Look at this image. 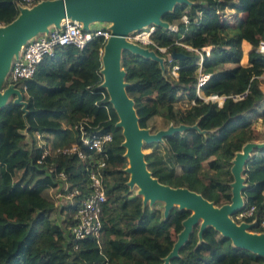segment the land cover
I'll list each match as a JSON object with an SVG mask.
<instances>
[{"label":"trees","instance_id":"1","mask_svg":"<svg viewBox=\"0 0 264 264\" xmlns=\"http://www.w3.org/2000/svg\"><path fill=\"white\" fill-rule=\"evenodd\" d=\"M224 9L241 16L233 22L220 18L217 11ZM183 13L187 22H177L175 31L156 26L149 35L156 46L184 54L175 61L176 76L164 72L156 60L128 49H121L119 66L139 127H146L154 115L186 126L161 138L163 153L151 149L143 154L150 174L162 184L187 188L220 206L230 202L231 159L251 130L245 112L258 105L264 117V90L257 78L264 71V53L256 49L264 39V0H188L174 3L160 18L171 23ZM16 14L15 0H0V23ZM177 39L190 49L178 45ZM242 40L252 47L245 65L240 62ZM103 43L97 35L81 48L56 46L30 77L12 82L21 84L24 108L12 96L0 106V264H264L263 256L235 246L210 225L198 232L197 222L176 254L163 261L190 210L176 205L165 213L150 209L127 185L121 130L114 125L117 116L105 89L99 86ZM147 46L160 55L155 46ZM195 49L202 56L199 68ZM217 64L222 66L215 68ZM199 72L208 76L196 92ZM179 92L191 101L186 108L173 105ZM208 95H222L223 100L218 105ZM79 122L86 131L109 132L111 139L99 151L85 148ZM35 136L42 142L37 143ZM72 144L86 159L63 151ZM88 156L103 158L98 169L105 199L97 235L74 239L68 226L88 191ZM57 172L68 184L65 191L76 189L71 201L60 207L64 215H58L66 218L67 230L49 216L53 201L43 193L56 186ZM241 175L242 206L237 211L252 206V215L240 220L249 223L248 230L260 232L264 145L245 159Z\"/></svg>","mask_w":264,"mask_h":264},{"label":"water","instance_id":"2","mask_svg":"<svg viewBox=\"0 0 264 264\" xmlns=\"http://www.w3.org/2000/svg\"><path fill=\"white\" fill-rule=\"evenodd\" d=\"M174 3H188V0H43L29 8H19L18 13L9 22L0 25V106L9 95L12 101L24 108L21 92L13 84H5L11 58L16 55L20 46L32 35L45 32L49 26H58L61 18H69L81 23L82 30H88V24L95 21L109 22V36L102 45L100 56L101 77L99 86L103 87L107 99L117 116L115 126L121 130V145L128 166L124 170L129 174L127 185L135 184L142 194V202L147 199H159L164 202L163 213L172 205L190 210L182 221V229L168 252L167 259L176 254L179 245L185 240L191 225L199 222L198 232L210 225L222 235L228 237L238 247L250 250L264 257V232L255 233L247 230L248 223H235L229 217L242 206L241 190L243 177L242 165L251 153L252 147L261 144L244 143L231 159L230 202L215 206L200 194L183 187H172L160 183L146 168L141 139L145 141L160 139L172 132L186 128L185 125H172L166 130L149 134L144 127H139L131 98L125 92L123 70L119 66L121 49L150 57L160 65L159 56L153 50L128 41V33L144 25L153 23L165 28L167 23L160 16L170 10ZM170 57L178 60L184 57L179 51L171 50Z\"/></svg>","mask_w":264,"mask_h":264},{"label":"built area","instance_id":"3","mask_svg":"<svg viewBox=\"0 0 264 264\" xmlns=\"http://www.w3.org/2000/svg\"><path fill=\"white\" fill-rule=\"evenodd\" d=\"M43 1V0H15V7L18 12L19 8H29L32 5ZM227 9L222 11H217L220 18H223L228 21L231 20V16L226 13ZM231 10V9H229ZM233 18L239 13L233 12ZM180 22L186 23L187 18L183 13L179 17ZM164 29L175 31L176 27L174 24L167 23ZM153 30V26L148 27V29H141L138 31H133L127 34L125 37L127 40H131L132 42L138 43H150L157 48V50L161 53L164 52L165 59L169 67V72L172 76H176L177 64L170 57V52L166 51V48L163 46H156L150 40V33ZM110 30L109 28H89L88 30H82L81 23L79 21L69 19V18H61L59 20L58 26L51 25L45 32H40L35 36L27 39L21 46L19 53L15 58H13L10 62L8 71L5 76V83L13 84L12 82L16 80H21L28 78L32 75L35 65L41 60L44 56H49L53 53L56 46L64 45V44H72L76 47L81 48L89 39L94 36H102L103 40L109 36ZM184 48L190 49L189 46L183 44L181 42H176ZM144 46V45H141ZM256 49L260 52L264 53V39L259 40ZM204 54H208L209 46L202 47ZM195 51H197L195 49ZM199 53V57L195 63L199 68L201 62V53ZM208 74L198 73L196 76V92L198 91V87L207 79ZM24 88V86H21ZM240 95L233 96L239 97ZM207 98L213 99L217 102L218 105L221 104L223 100V96L216 95H208ZM80 135V143L87 149H91L94 151H99L102 145L108 142L111 139V134L109 132L100 133L98 131H86L83 129L81 123L77 124ZM63 151L68 153H74L80 159H86L85 153H83L79 146L76 144H72L70 147L65 148ZM89 165L87 167V187L88 191L83 198L80 199L76 212L74 214V223L68 226V233L74 239L82 238L86 235L96 236L98 230L100 228V220H99V212L100 205L105 199L104 186L102 183V175L98 168L103 166L104 161L103 158H98L92 160L90 156H88ZM57 183L56 186L60 189L57 192V197H61L63 200L67 199V201H71L72 193H76V189L72 188L69 191H65L67 189V182L65 181L64 175L62 172L56 173ZM61 190H64L65 193H62ZM58 199V198H57ZM65 203V202H64ZM53 205H56L53 202ZM62 205V204H61ZM253 207L249 206L244 209H240L235 213V217L237 219H241L247 216L252 215ZM259 226H264V207L262 213L259 217L258 221Z\"/></svg>","mask_w":264,"mask_h":264},{"label":"rangeland","instance_id":"4","mask_svg":"<svg viewBox=\"0 0 264 264\" xmlns=\"http://www.w3.org/2000/svg\"><path fill=\"white\" fill-rule=\"evenodd\" d=\"M233 12H234L233 10H229V9L226 10V13L231 16L232 22L235 21V19L240 15V14L239 15L237 14L233 18V16H234ZM177 22H180V19L179 18L176 19V20H174V21H172L171 23L174 24L175 27H176V23ZM0 25H2V23H0ZM109 25H110V23L109 22H106V21H95V22L89 23L88 24V28H93V27H95V28H101V27L109 28ZM150 26H153V29H154L157 25H155L153 23H149L148 25L142 26L138 30L148 29V27H150ZM138 30H135V31H138ZM128 41H131V40H128ZM177 42H180V40L177 39ZM135 43L139 44L140 46L141 45H144L145 48L149 49L147 45L150 44V43H146V44L138 43V42H135ZM197 51H195V52L197 53V55L199 57V53ZM159 59H160L159 62H160L161 69L164 72L168 73V75H171V74H169L170 73L169 72V67H168V64L166 62L164 52H161L160 53ZM173 61L175 62L176 60H173ZM221 66H222L221 64H217L215 66V68L221 67ZM257 78H258V85H259V87L262 90H264V71ZM8 84L9 83L6 82L4 84V86H6ZM20 85L21 84H19V83H15L12 86L15 87V88H17L20 91ZM20 92H21V95H22V91H20ZM10 96L11 95H9L7 98H9ZM190 103H191V101H189L188 99H186L184 93H182V92L177 93V96H176L175 100L173 101L174 107H177V108H186ZM259 110H260V107L258 105H254L251 109H249V110H247L245 112V115L249 119L250 126H251V130L248 133V141L245 142V143H248L249 142V143H252L254 145L255 144H261L263 146L264 145V117L260 116V111ZM169 126H172V122L171 121L163 118L160 115H154V116H152V117H150L148 119L147 125H146V127H144V129L149 134H155L159 130H166ZM26 138H27L26 139L27 142H29L30 139L28 137H26ZM36 140H38V142L41 143V137H37ZM160 140H161V138L160 139H156V140H149V141H145V140L141 139V152L144 154L145 152H147V151H149L151 149H155V150L159 151L160 153H163V148H162V145L160 143L161 142ZM144 145H147V147H143ZM255 148H257V147H255ZM251 149H252L251 150V152H252L253 149H254V147H252ZM239 150H237V151H239ZM34 175H33V178L37 177L38 174L35 173ZM129 188H130L132 194L139 195L140 198H142V194L140 192H138L139 189H138V187L135 184H132ZM49 189H50L49 193H48V191L46 189L43 190V193H44V195L48 199L52 200L56 204V205H53V208L50 209L49 216L52 217V218L53 217L57 218V222L59 223V225H61L64 229L67 230L66 218H61V217L59 218L58 217L59 214H63L64 215V211H60V207H61V204L64 205V202H66L67 199H64L63 198V200H61L60 199L61 197L60 198L57 197V195H56L57 192L59 191V193H60V189H58L57 186L50 187ZM61 192L62 193H65L64 190H61ZM144 202L148 205V207L150 209H154L155 208V209H158L161 212H163L164 202L162 200H159V199H153V200L147 199ZM229 217L231 218V220L233 222H235L237 224L240 223V222H242V220L237 219L235 216L230 215ZM243 222H245V221L243 220ZM197 223H199V222H197ZM247 230H248V227H247ZM249 231H251V230H249ZM252 232H255V233H263L264 230H261L260 232H256V231H252ZM41 264H45L44 261H41Z\"/></svg>","mask_w":264,"mask_h":264},{"label":"crops","instance_id":"5","mask_svg":"<svg viewBox=\"0 0 264 264\" xmlns=\"http://www.w3.org/2000/svg\"><path fill=\"white\" fill-rule=\"evenodd\" d=\"M17 13H18V12H17ZM49 27H50V26H49ZM38 33H40V32H38ZM38 33H36V34H38ZM36 34L32 35L31 37L35 36ZM31 37H29V38H31ZM29 38H28V39H29ZM26 40H27V39H26ZM240 46H241V58H240V62H241L242 64L245 65V64H246V58H247V52H248L249 50H251L252 47H251L250 44H249L247 41H245V40H242V41H241ZM19 50H20V48H19ZM19 50L17 51L16 55H13V56H12L11 60L17 56V54L19 53ZM244 61H245V62H244ZM35 137H37V136H35ZM39 141H40V140H39ZM41 142H42V141H41ZM37 143H39L38 140H37ZM45 189H46V190L48 191V193H49L50 189H49V188H45Z\"/></svg>","mask_w":264,"mask_h":264},{"label":"bare ground","instance_id":"6","mask_svg":"<svg viewBox=\"0 0 264 264\" xmlns=\"http://www.w3.org/2000/svg\"><path fill=\"white\" fill-rule=\"evenodd\" d=\"M101 53H102V49H101ZM101 53H100V54H101ZM127 166H128V164H127Z\"/></svg>","mask_w":264,"mask_h":264}]
</instances>
